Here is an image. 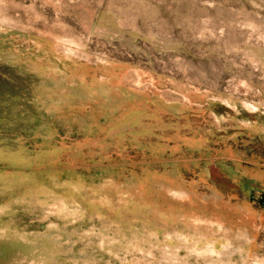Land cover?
Returning a JSON list of instances; mask_svg holds the SVG:
<instances>
[{"label": "rangeland", "instance_id": "374dc122", "mask_svg": "<svg viewBox=\"0 0 264 264\" xmlns=\"http://www.w3.org/2000/svg\"><path fill=\"white\" fill-rule=\"evenodd\" d=\"M0 264H264V0H0Z\"/></svg>", "mask_w": 264, "mask_h": 264}]
</instances>
